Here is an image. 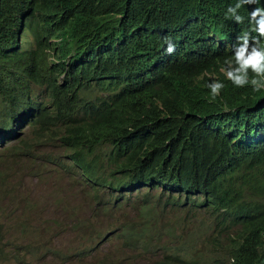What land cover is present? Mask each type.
Wrapping results in <instances>:
<instances>
[{
  "label": "trees",
  "instance_id": "16d2710c",
  "mask_svg": "<svg viewBox=\"0 0 264 264\" xmlns=\"http://www.w3.org/2000/svg\"><path fill=\"white\" fill-rule=\"evenodd\" d=\"M236 2L0 0V135L21 120L30 126L1 149L3 165L19 156L35 163L37 151L52 143L69 153L54 167L81 172L94 199L155 186L197 195V205L211 211L210 232L219 230L215 241L225 246L207 253L185 235L169 234L173 241L157 247L145 229L122 242L173 252L154 264H264V90L237 88L221 71L255 7H242L245 20L237 24L226 15ZM28 28L49 31L56 40L49 51L20 52ZM165 38L175 45L172 54ZM213 79L225 88L210 102ZM32 85L45 88V100L32 98ZM33 136L47 142L32 146ZM151 217L145 213L148 231ZM31 230L25 252H50L41 229ZM2 231L0 217V260L8 252L16 258V244Z\"/></svg>",
  "mask_w": 264,
  "mask_h": 264
},
{
  "label": "rangeland",
  "instance_id": "374dc122",
  "mask_svg": "<svg viewBox=\"0 0 264 264\" xmlns=\"http://www.w3.org/2000/svg\"><path fill=\"white\" fill-rule=\"evenodd\" d=\"M35 137L28 138L32 146L41 147L47 142L40 144ZM51 146L52 143L37 151L35 163L27 156H19L21 158H8L4 166L0 158L1 234L5 242L17 246V257L12 258L8 252L0 264H83L86 261L87 264H154L173 254L165 249L146 252L122 242L137 240L142 229L149 237L157 236L156 246L162 248L173 241L169 234L185 235L190 247L207 253H212L220 244H227L215 241L219 230L210 232L213 222L207 208L198 206L197 199H188L183 193L174 194L173 204L166 203L164 196L170 191L164 188L143 189L123 197L104 193L98 204L90 196L89 184L81 172L54 167L55 162L68 157L69 153ZM52 152L51 160L45 161V155ZM68 162L64 159L63 166ZM32 166H41V169L35 171ZM142 207L152 216L148 220L149 231ZM200 227L203 231L195 236ZM34 228L41 229L42 243L50 252H25L24 245L30 243L28 238L33 240L31 235L26 237L25 232L33 233ZM130 229L136 234L126 231ZM138 245L146 247L143 241ZM76 248H81V253L85 249L88 259L81 260L84 253L72 251Z\"/></svg>",
  "mask_w": 264,
  "mask_h": 264
},
{
  "label": "clouds",
  "instance_id": "9594fccd",
  "mask_svg": "<svg viewBox=\"0 0 264 264\" xmlns=\"http://www.w3.org/2000/svg\"><path fill=\"white\" fill-rule=\"evenodd\" d=\"M245 5H255V7L248 12V23L250 28L237 36L236 43L231 47L232 55L224 60L225 67H223L221 71L224 73L225 78L235 87L240 88L251 85L254 91L260 92L264 90V6H261L262 4H260V0H237L235 5L227 8L226 15L233 19L237 24L244 23L245 17L240 15L239 12ZM22 28H25V22H22ZM54 41L56 40L50 38L48 30H33L30 28L23 29L18 40L19 49L22 53H29L31 51H49L50 44ZM165 42L167 44L166 52L172 54L175 51V45L169 38H165ZM31 87L32 98L34 100L43 101L46 99L44 87L37 85H32ZM207 88L210 90L211 102L220 95L221 91L225 88V84L218 79H213L211 83L207 84ZM100 94L109 95L106 92H101ZM28 129H30L28 121L21 120L18 127L10 132L8 136L0 135V153L1 149L15 142L17 140L16 137L22 135ZM153 188H164L166 191L169 190L170 193L164 197L167 199L166 203L170 202V204L175 203L176 198L174 194L181 193L176 191V188L174 187L166 188V186H155ZM104 193L110 192H100L98 197L95 198L98 204L101 199L103 200ZM117 193V191L111 192V194H116L119 197L129 194L126 193L121 196ZM183 194H185L188 199H197V201L198 199H201L198 198L197 195ZM201 207H205L208 210V207L205 205H202ZM141 212L143 214L149 213L146 207H142ZM210 214L211 211L208 210L209 218ZM229 231H235V229ZM230 262H232V260Z\"/></svg>",
  "mask_w": 264,
  "mask_h": 264
}]
</instances>
